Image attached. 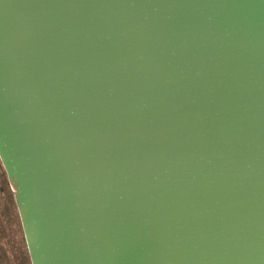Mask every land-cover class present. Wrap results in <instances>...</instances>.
<instances>
[{"label": "water", "instance_id": "1", "mask_svg": "<svg viewBox=\"0 0 264 264\" xmlns=\"http://www.w3.org/2000/svg\"><path fill=\"white\" fill-rule=\"evenodd\" d=\"M0 162L31 264H264V0H0Z\"/></svg>", "mask_w": 264, "mask_h": 264}, {"label": "rangeland", "instance_id": "2", "mask_svg": "<svg viewBox=\"0 0 264 264\" xmlns=\"http://www.w3.org/2000/svg\"><path fill=\"white\" fill-rule=\"evenodd\" d=\"M0 264H31L12 191L1 162Z\"/></svg>", "mask_w": 264, "mask_h": 264}]
</instances>
